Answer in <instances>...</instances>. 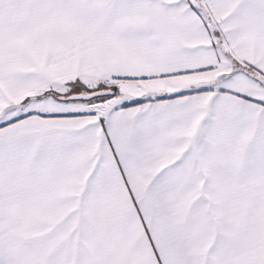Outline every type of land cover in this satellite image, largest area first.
Wrapping results in <instances>:
<instances>
[{
    "label": "snow or ice",
    "instance_id": "obj_1",
    "mask_svg": "<svg viewBox=\"0 0 264 264\" xmlns=\"http://www.w3.org/2000/svg\"><path fill=\"white\" fill-rule=\"evenodd\" d=\"M0 264H264V0H0Z\"/></svg>",
    "mask_w": 264,
    "mask_h": 264
}]
</instances>
